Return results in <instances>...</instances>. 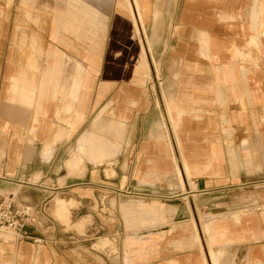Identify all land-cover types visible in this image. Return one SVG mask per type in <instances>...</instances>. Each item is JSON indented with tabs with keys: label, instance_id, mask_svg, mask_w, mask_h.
Instances as JSON below:
<instances>
[{
	"label": "crops",
	"instance_id": "0c3cea01",
	"mask_svg": "<svg viewBox=\"0 0 264 264\" xmlns=\"http://www.w3.org/2000/svg\"><path fill=\"white\" fill-rule=\"evenodd\" d=\"M0 195V264H264V0H0Z\"/></svg>",
	"mask_w": 264,
	"mask_h": 264
},
{
	"label": "built area",
	"instance_id": "2783aa9c",
	"mask_svg": "<svg viewBox=\"0 0 264 264\" xmlns=\"http://www.w3.org/2000/svg\"><path fill=\"white\" fill-rule=\"evenodd\" d=\"M37 209L30 204L17 205L14 196L0 195V231L17 238L30 237L28 226L35 222ZM37 242V238H33Z\"/></svg>",
	"mask_w": 264,
	"mask_h": 264
},
{
	"label": "bare ground",
	"instance_id": "6f19581e",
	"mask_svg": "<svg viewBox=\"0 0 264 264\" xmlns=\"http://www.w3.org/2000/svg\"><path fill=\"white\" fill-rule=\"evenodd\" d=\"M130 1V0H129ZM133 1V0H132ZM134 5V4H133ZM136 6V4H135ZM135 13L133 14V21H134V26H135V29H136V32L137 34L139 35L140 34V30H141V27H140V22H141V18H140V14L137 10V6H136V9H135ZM133 12V10H132ZM145 55V54H144Z\"/></svg>",
	"mask_w": 264,
	"mask_h": 264
},
{
	"label": "rangeland",
	"instance_id": "374dc122",
	"mask_svg": "<svg viewBox=\"0 0 264 264\" xmlns=\"http://www.w3.org/2000/svg\"><path fill=\"white\" fill-rule=\"evenodd\" d=\"M137 37H139V36L137 35ZM219 264H224L223 253H222V256H220V258H219Z\"/></svg>",
	"mask_w": 264,
	"mask_h": 264
}]
</instances>
